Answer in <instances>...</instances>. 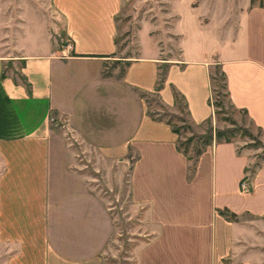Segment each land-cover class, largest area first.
Wrapping results in <instances>:
<instances>
[{"label":"crops","instance_id":"0c3cea01","mask_svg":"<svg viewBox=\"0 0 264 264\" xmlns=\"http://www.w3.org/2000/svg\"><path fill=\"white\" fill-rule=\"evenodd\" d=\"M205 3L174 0L178 56L169 59L150 23L137 57H116L121 0H0V264H105L120 242L115 220L135 213L131 264H264V167L248 176L251 152L234 140L188 159L144 97L171 110L177 91L192 124L214 121L210 74L219 67L230 103L264 145V8L220 0L209 12ZM87 155L96 171L104 156L117 169L126 213L108 212L92 190L81 173Z\"/></svg>","mask_w":264,"mask_h":264},{"label":"rangeland","instance_id":"374dc122","mask_svg":"<svg viewBox=\"0 0 264 264\" xmlns=\"http://www.w3.org/2000/svg\"><path fill=\"white\" fill-rule=\"evenodd\" d=\"M217 1L220 0H204L207 9L210 10L209 12L212 11ZM173 2L174 0H121L120 10L116 16V42L118 48L116 57H137L139 54L140 42L139 31L143 23H150L152 29H154L152 33H157L159 35L157 36L156 34V38H162L160 47L164 51V56H167L169 59L177 57V36L170 30L172 22L178 20V15L174 12V7L172 5ZM222 2H231V6L238 5L235 7H243L244 3L247 8L252 6L264 8V0H222ZM194 5H196V2ZM44 7V5L40 4L42 10L45 9ZM235 7H230L229 10L233 11ZM118 62L121 72L126 62ZM16 67H20V63H17ZM16 67L10 66L6 67V69H11L16 79L23 80L22 75L19 70H16ZM164 70L165 66H162L159 72H163ZM211 74L214 78L212 80L213 102L214 104H220L219 107L222 109L220 114L214 117V121L206 122L200 126L192 124L184 108V101L180 97H177L174 108L170 110L164 108L160 104L155 94L144 93L149 110L152 111V114L169 120L172 126L178 129L182 147H187L191 155H194L195 148L203 145L206 138L212 136L213 140H215L217 131L231 132L233 140L237 142L238 147L251 152V159L248 165V176H252L259 167H264V148L256 147L254 141L249 137V133L259 139H261L262 136L258 134L257 128L248 120L242 111L236 110L230 106L227 97L224 96L223 78L220 69L213 68ZM220 108L218 110H220ZM215 109L217 110V107ZM50 120V125L56 134V138L60 139L62 137L65 142L69 143V139L63 134V124L54 117H51ZM186 140H189V143H187ZM87 156L88 160L87 158L84 159V157H81L83 158L82 163H86L84 170L81 171V169L78 168H76V170H80L82 175L84 176L85 174L88 180L92 182L90 185L92 190L97 189V192L102 194L104 207H108V212H110L111 206H115L112 208L114 212L118 210L119 212L126 213L129 209L125 201L126 194H123L125 193V189L120 191L121 186L118 182L119 177L117 169L115 167L112 168L111 162L108 161L106 156H104V158L97 156L100 157V164H102L103 169L102 171H96L94 169V163H96L95 155ZM59 157L62 158V155H59ZM243 179H247V177ZM94 182L96 185H94ZM118 196H120L119 199ZM121 196L124 205L118 206ZM136 214L137 213H135L129 221L121 218V215L115 220V227L116 225L118 226L117 229L121 234L119 236L120 242L110 243L108 253L105 254V264L132 263V244L139 236L138 233H140L138 232L140 224L136 218ZM245 219L250 220L251 216L247 214L241 217V220Z\"/></svg>","mask_w":264,"mask_h":264},{"label":"trees","instance_id":"16d2710c","mask_svg":"<svg viewBox=\"0 0 264 264\" xmlns=\"http://www.w3.org/2000/svg\"><path fill=\"white\" fill-rule=\"evenodd\" d=\"M117 43V42H116ZM218 69H220L219 67H216ZM221 71V74H222V78H223V89H224V96L227 97L228 99V102L230 104V106H232V104L230 103L229 101V95H228V91H227V86H226V78H225V74L223 73V71L220 69ZM214 78L212 77V74H210V83H211V86H212V80ZM164 82H165V70L163 72H159L158 73V78H157V81H156V92H158L164 85ZM213 91V89H212ZM173 97H174V104H176V99L177 97H180L182 100H183V97L180 95V93H178L177 91H173ZM213 98V97H212ZM184 101V100H183ZM211 104L212 106L214 107V115H218L220 114V111L222 110L219 105L220 104H214L213 100H211ZM217 107V110L215 109ZM220 110H218L219 108ZM233 107V106H232ZM184 108L186 110V104L184 103ZM234 108V107H233ZM235 109V108H234ZM237 110V109H236ZM241 111V110H240ZM244 114L246 113L245 111H242ZM154 115V114H153ZM160 117V116H159ZM161 118H164V117H161ZM226 120V119H225ZM168 122V124H171V122L169 120H166ZM209 122V121H208ZM211 122V121H210ZM172 129L175 133H177L179 135V131L178 129H176L175 127L172 126ZM258 130V134L261 135V130L259 128H257ZM249 137L254 141L255 143V146L256 147H263L264 148V145L262 144L261 140L254 136H252L250 133H249ZM233 140V135L232 133L230 132H224V131H217L216 132V135H215V141L216 142H222V141H226V142H230ZM187 143H189V140H186ZM213 142V138L212 136L206 138L203 142V145L200 146V147H197L195 148V151H194V155H191L188 151V148L185 147L183 148L182 147V142L180 141V138L178 140V143H177V148L179 151H181L188 159H193V158H197L202 152L203 150L208 146V145H211ZM249 171V169L247 168V172ZM222 214H224L228 219H232V220H236V215L234 213H230L227 209H226V212H222Z\"/></svg>","mask_w":264,"mask_h":264},{"label":"built area","instance_id":"2783aa9c","mask_svg":"<svg viewBox=\"0 0 264 264\" xmlns=\"http://www.w3.org/2000/svg\"><path fill=\"white\" fill-rule=\"evenodd\" d=\"M213 100V98H212ZM240 190L242 192H246L248 191V185H247V179H243L241 182H240Z\"/></svg>","mask_w":264,"mask_h":264}]
</instances>
